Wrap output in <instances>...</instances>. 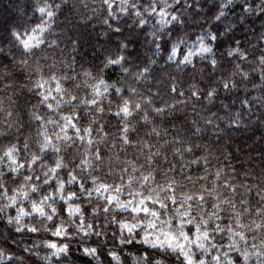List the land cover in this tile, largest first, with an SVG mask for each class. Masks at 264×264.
I'll use <instances>...</instances> for the list:
<instances>
[{
  "label": "clouds",
  "instance_id": "obj_1",
  "mask_svg": "<svg viewBox=\"0 0 264 264\" xmlns=\"http://www.w3.org/2000/svg\"><path fill=\"white\" fill-rule=\"evenodd\" d=\"M0 264H264V0H0Z\"/></svg>",
  "mask_w": 264,
  "mask_h": 264
}]
</instances>
